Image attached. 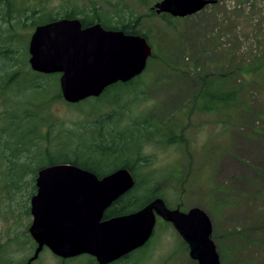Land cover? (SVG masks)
<instances>
[{
  "label": "rangeland",
  "instance_id": "rangeland-1",
  "mask_svg": "<svg viewBox=\"0 0 264 264\" xmlns=\"http://www.w3.org/2000/svg\"><path fill=\"white\" fill-rule=\"evenodd\" d=\"M16 1L26 13L33 8L51 14L88 11L96 3L111 12L120 13L117 7H123L124 14L139 17L140 30L157 57L136 77L135 90L125 93L126 101L132 99L126 109L133 118L147 119L148 131L172 128L183 137L179 143L145 144L142 156L148 164L137 170L139 179L156 170L154 175H161L158 192L168 207H199L207 213L220 264H264V76L238 71L256 59L264 65V0H215L176 20L149 10L159 0ZM33 29L19 32L25 45ZM216 79L224 89H237L236 99L203 109L193 96ZM3 110L0 98V117ZM51 111L68 123L79 117L74 106L61 100L51 103ZM167 119L172 125H159ZM156 137L162 139L159 133ZM39 163L35 159L32 167ZM5 170L0 162V264H25L35 249L28 227L36 174L21 177L22 168L17 169L19 187L11 188L3 181ZM144 199L143 194L137 204ZM60 259L43 249L32 264H92L86 255ZM120 261L116 264H197L187 243L161 220L148 244Z\"/></svg>",
  "mask_w": 264,
  "mask_h": 264
},
{
  "label": "water",
  "instance_id": "water-1",
  "mask_svg": "<svg viewBox=\"0 0 264 264\" xmlns=\"http://www.w3.org/2000/svg\"><path fill=\"white\" fill-rule=\"evenodd\" d=\"M213 2L159 0L152 8L157 14L185 17ZM27 51L30 68L59 74L62 99L75 104L139 76L152 47L140 34L104 28L98 22L82 26L77 17H61L36 25ZM133 186L134 178L124 167L98 177L70 163L42 166L29 203L28 233L36 246L28 263L44 248L62 259L87 254L100 264L112 262L143 246L159 216L172 224L197 264H220L211 239L212 222L199 207L169 208L156 197L135 211L103 218L105 209Z\"/></svg>",
  "mask_w": 264,
  "mask_h": 264
},
{
  "label": "trees",
  "instance_id": "trees-1",
  "mask_svg": "<svg viewBox=\"0 0 264 264\" xmlns=\"http://www.w3.org/2000/svg\"><path fill=\"white\" fill-rule=\"evenodd\" d=\"M117 8L120 13L116 9L114 12L101 9L93 3L88 11L69 9L51 14L42 8H33L30 9V13H26L25 9L19 7L18 1L0 0V21L3 23L0 26L5 27L7 31V35L6 32L2 33L3 30L0 31V98L4 109L0 117L2 124L0 162L6 164V178H3V181L8 187H19L17 182L21 178L16 175V170L19 168H22V177L27 172L36 174L38 169L45 165L70 163L101 177L124 167L131 172L134 186L122 197L120 196L118 203L106 210L103 217L135 211L156 197L163 198L165 204L170 206L163 194L158 192L157 179L161 175H154L156 170L154 172L150 170L151 173L148 171V175L141 180L137 170L142 165L148 164L142 156L145 144L179 143L183 141V137L172 128L165 132H160L159 127L154 131H148L147 127L151 124L147 119H137L140 116L133 118L128 113L131 109H126L127 102H132V99L130 97L126 101L125 93L131 94V91L135 90L137 78L128 82L114 83L105 88L98 97H89L75 104L67 103L62 99L59 89V74L39 73L30 68L27 44L23 43L25 38L19 33L22 28H34L38 24L56 18L77 17L82 26L98 22L104 28L140 34L149 42L148 35L140 30L139 17L124 14L123 10L126 8ZM149 10L154 11L152 7ZM164 15L173 17L169 14ZM173 18L176 20L179 17ZM155 57L157 52L152 49L147 62ZM238 71L240 74L263 77L264 65L256 59L244 69L238 68ZM222 85L224 84L218 79L205 82L193 98L202 102L201 107L206 110L218 108L228 101L233 102L236 99L237 89L234 87L224 89ZM205 99L211 103L203 102ZM60 100L74 106L79 112V117L71 123L54 117L51 103ZM126 117L129 118V122ZM170 124L172 125V121L167 119L159 125ZM139 126L143 127L144 132L139 130ZM158 133L162 139H157ZM35 159H39L40 163L37 167H32ZM143 161L144 164L141 163ZM32 188L34 189L35 186L32 185ZM143 194L144 201L137 204ZM86 257L91 259L88 255Z\"/></svg>",
  "mask_w": 264,
  "mask_h": 264
},
{
  "label": "flooded vegetation",
  "instance_id": "flooded-vegetation-1",
  "mask_svg": "<svg viewBox=\"0 0 264 264\" xmlns=\"http://www.w3.org/2000/svg\"><path fill=\"white\" fill-rule=\"evenodd\" d=\"M122 197V196H121ZM120 198V197H119ZM119 198H117L114 202H112L109 206H108V208H106L105 209V211L106 210H108V209H110V208H113V206H115L117 203H118V199ZM168 207V206H167ZM178 207V206H177ZM177 207H174V208H177ZM169 208H171V207H169ZM116 215H119V214H116ZM116 215H110V216H108V217H103V218H110V217H112V216H116ZM159 220H161L162 221V223H169V224H171L170 222H167V221H165V220H163L162 218H160L159 216H157L156 217V222H155V226H156V223L159 221ZM172 225V224H171ZM155 226H154V229H153V232H152V235H153V233H154V230H155ZM174 228V227H173ZM151 235V236H152ZM151 238V237H150ZM150 238H149V240H150ZM149 240L143 245V246H141V247H139V248H143L144 246H146L147 244H148V242H149ZM139 248H136V249H139ZM136 249L135 250H133V251H131V252H129L128 254H126V255H124V256H122V257H120V258H118V259H116V260H114V261H112V262H109V263H106V264H116L117 262H121L120 260H122V259H124V258H127L129 255L131 256V254L133 253V252H135L136 251ZM82 255H87V254H82ZM79 256H81V255H79ZM79 256H76V257H79ZM91 259V261H92V264H100V263H98L97 262V260H96V258L94 257V256H91V255H88ZM76 257H73V258H76ZM70 259H72V258H67V259H60L61 261H64V260H70ZM34 261V260H33ZM33 261H31L30 263H28V260L25 262V264H32V262Z\"/></svg>",
  "mask_w": 264,
  "mask_h": 264
},
{
  "label": "clouds",
  "instance_id": "clouds-1",
  "mask_svg": "<svg viewBox=\"0 0 264 264\" xmlns=\"http://www.w3.org/2000/svg\"><path fill=\"white\" fill-rule=\"evenodd\" d=\"M145 155H147V153H144Z\"/></svg>",
  "mask_w": 264,
  "mask_h": 264
}]
</instances>
